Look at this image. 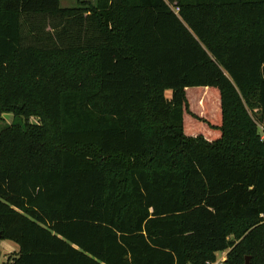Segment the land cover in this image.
Wrapping results in <instances>:
<instances>
[{
    "label": "trees",
    "instance_id": "trees-1",
    "mask_svg": "<svg viewBox=\"0 0 264 264\" xmlns=\"http://www.w3.org/2000/svg\"><path fill=\"white\" fill-rule=\"evenodd\" d=\"M80 4L0 0L9 264H264V0Z\"/></svg>",
    "mask_w": 264,
    "mask_h": 264
},
{
    "label": "rangeland",
    "instance_id": "rangeland-1",
    "mask_svg": "<svg viewBox=\"0 0 264 264\" xmlns=\"http://www.w3.org/2000/svg\"><path fill=\"white\" fill-rule=\"evenodd\" d=\"M80 2H88L90 4H96L97 0H60L61 3V7L62 8H71V7H76V6H81ZM61 23H59V21L53 19L50 22L46 21H42V19H37L36 22L34 23V32L36 33L37 36H31L30 34H27V31H25V36L27 37L29 43L31 44H40L43 42H48L51 44L50 40L47 38V34L51 33V31H53L52 29H54L55 26L60 25ZM87 26V25H86ZM42 27H44L45 31H49L48 33H45V35H41V30L43 29ZM72 30L74 32L78 31V27L77 25H73ZM89 35L91 33H88ZM50 37H52V35H49ZM37 38V39H35ZM52 42L55 43L56 40L55 38L52 37ZM171 94V92L167 93V96L169 97ZM19 123V124H25L27 122L26 117L23 118H15V116L11 113L9 114H3L0 116V132L5 128L8 127L10 125H12L13 123ZM29 122L32 124H38V118L36 117H30L29 118ZM262 131V129H261ZM260 131V133H261ZM262 134V138H264V134ZM10 245H15L14 243L10 242V241H1L0 242V252H1V258H0V264H9L13 261L14 259V255L16 253L13 252H9L8 253V248L10 247ZM16 247V246H15ZM222 259L221 254H219L217 256V260L216 261H220Z\"/></svg>",
    "mask_w": 264,
    "mask_h": 264
},
{
    "label": "crops",
    "instance_id": "crops-1",
    "mask_svg": "<svg viewBox=\"0 0 264 264\" xmlns=\"http://www.w3.org/2000/svg\"><path fill=\"white\" fill-rule=\"evenodd\" d=\"M16 246V247H15ZM9 252H13V253H18L19 252V248L17 247V245H10V247L8 248V253ZM227 253H222L221 256H222V259H224L226 256H227ZM219 254H217L218 256Z\"/></svg>",
    "mask_w": 264,
    "mask_h": 264
},
{
    "label": "water",
    "instance_id": "water-1",
    "mask_svg": "<svg viewBox=\"0 0 264 264\" xmlns=\"http://www.w3.org/2000/svg\"><path fill=\"white\" fill-rule=\"evenodd\" d=\"M262 73H263V77H264V66H263V69H262ZM0 258H1V252H0ZM249 261H250V258H246V264H249Z\"/></svg>",
    "mask_w": 264,
    "mask_h": 264
},
{
    "label": "built area",
    "instance_id": "built-area-1",
    "mask_svg": "<svg viewBox=\"0 0 264 264\" xmlns=\"http://www.w3.org/2000/svg\"><path fill=\"white\" fill-rule=\"evenodd\" d=\"M225 258L224 259H221L220 261H216L214 264H224Z\"/></svg>",
    "mask_w": 264,
    "mask_h": 264
}]
</instances>
